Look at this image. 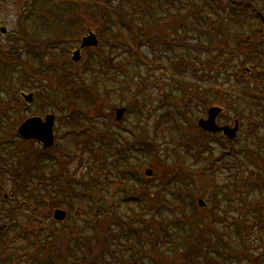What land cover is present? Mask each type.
<instances>
[{
    "label": "rangeland",
    "instance_id": "obj_1",
    "mask_svg": "<svg viewBox=\"0 0 264 264\" xmlns=\"http://www.w3.org/2000/svg\"><path fill=\"white\" fill-rule=\"evenodd\" d=\"M43 1L35 0L34 4L30 5V0H0V30L1 28L7 30L6 33L0 31V86L2 87L0 98L7 101L8 94H13L12 99L19 107L11 111L15 110L17 116L13 115V118L20 120L15 126L3 122L0 124V209H8V211L0 210V264H40L43 259V257L38 260L33 259L34 245L28 240L32 238L31 232L28 238L15 233L13 231L15 222H12L11 218L26 223L27 228L32 224L42 229L38 239L40 238L39 248L43 256V250L46 248L54 251L55 247L57 249L61 246L62 242L54 236L55 233L63 232L67 230L68 225H72V229L78 234L79 228L89 226L88 222L84 223V212L91 206V199L80 196V193L89 191L93 193L97 188H102L100 201L104 210L112 203V195L117 200L123 197L121 191L123 187L128 190L137 188L133 181H129L120 172H129L139 165L140 173L144 174L150 170L148 178L153 179L151 185H155L154 181H158L157 175L160 173L156 172L155 168L162 163L172 169L170 174L173 178L179 177L180 174L186 177L188 175L191 182H188V187L183 183L185 188L184 185L181 187L184 189H191L193 180L197 181L191 173L203 176L198 194H201L202 187L205 188L209 184L212 186L210 187L212 193L197 199V208L208 215L206 210L214 208L215 211V203L219 201L218 218L215 215L216 229L223 235L226 232L233 234L232 221H243L248 230L246 237L249 241L248 244L243 245V249L254 256L263 254L264 257L262 228L264 220L260 214L256 215L252 212L249 203L243 202V200L259 199L262 196L261 192L264 195V23L259 24L254 18L250 21L252 30L256 29L260 32L254 37L256 32L252 31V39L247 35L252 41V60L242 59L240 48L237 47L234 38L242 31L231 28L233 23L231 24L229 20L227 23L230 24V28L226 30L224 26L218 28L219 22L212 21V26L215 27L213 34L218 33L214 35L215 38L212 36L210 39L205 33L203 29L208 18L215 19L230 14L229 10H225L219 15H214L209 7L210 4L205 3L201 12L187 19V31L170 37L171 44L163 43L161 39L157 42L152 40L142 42L139 46V54L143 59L136 55L132 56L128 51L130 50L128 45H124V41H129L128 29L124 27L120 30L122 38L112 35L100 36L98 49L102 54L83 47L82 56L77 61H73L72 51L80 47L86 32L75 29L72 32L73 36L64 37L58 34L40 41L46 34L44 18H42L44 11L41 2ZM107 1L110 3L108 8L113 18L117 16V12L129 15L132 11L129 17L140 22V15L138 16V12L133 10L135 6L141 8L140 12L143 13L144 20H149L147 14L149 8L158 16L163 15L157 0ZM172 1L174 6L168 5L166 0H159L160 4L170 12L175 11L176 6L180 10H184L185 6L191 8L192 1L199 5L202 3L201 0ZM226 1L221 0L222 3ZM252 2L264 15V0H252ZM92 4L94 9L88 11L97 9V3H86L88 6ZM26 9H29V12ZM103 13L105 15V10ZM231 18H235L234 13L231 14ZM111 21L108 31L117 30V27L112 26L114 22ZM99 25L102 27V22ZM244 31L251 33L247 32L250 31L249 29ZM219 32L222 34L224 32L225 35L222 36ZM34 33L36 34L33 35ZM25 36L31 40L32 38L39 40H30L29 45L24 40ZM65 38L73 41L67 52L64 46H60ZM223 40L226 45L221 44ZM255 40L259 42L256 43ZM211 41H214L217 50H208V43ZM219 45L221 50H218ZM226 51L230 54L226 55ZM96 54H101V57ZM40 56L46 58V61L40 59ZM218 59H221L220 64L224 62L225 69L223 65H219L217 77L203 75L201 67ZM183 60L186 63H183ZM190 62L195 63L198 69L195 70ZM131 71H136V74ZM127 73H132L134 79H129ZM235 74H238L239 80H236ZM177 79L201 86L206 92L204 94L206 104L205 101H199L192 91L184 97ZM249 80L250 82L247 83ZM247 84L254 93L261 95L260 99L245 93ZM192 87L193 85L190 86ZM216 87H218L217 92ZM29 92L32 93L33 99L27 104L21 93ZM202 94H198L200 96L197 97L202 98ZM225 97L229 100H225ZM176 99L183 106L186 105L188 115L194 119L195 125L199 118L205 117L207 108L213 106L225 108L226 113L217 117L216 122L219 125L228 123L227 125L232 127L235 116L239 121L237 134L229 140L219 134L206 133L198 128L194 140L186 130L185 117L178 116L175 112ZM10 106L12 105L8 103L9 111ZM120 108H125V112L119 121H113L112 109L116 111ZM71 110L70 117L65 118ZM6 112L5 109L0 111V117H4ZM85 112L89 117L83 120ZM46 115L56 117L53 126L54 142L45 149L40 144L38 147L43 151L40 150L39 156L34 154L35 152L26 155L22 148L23 143H20L17 137H12V132L16 133L26 119L32 116L43 119ZM110 119L111 123H109ZM81 126H87L94 133L105 131L106 141L94 145L91 137L85 134L83 135L85 137L65 135L68 129ZM111 138L112 141L109 140ZM144 142L150 143L151 149ZM224 142L226 143L223 144ZM35 144L38 145L37 142ZM108 146L111 148L109 151ZM98 147L105 149L101 159H97ZM228 150L239 157L240 163L228 155ZM112 153L116 154L112 155ZM32 156H35L34 162L38 167L26 170L25 182L18 187L16 179L7 169L15 171L17 166L19 170L23 166L27 167V159H32ZM187 171L189 174L186 173ZM94 177H100L102 182L100 186H96ZM173 178L171 191L178 182L177 180L174 182ZM185 191L190 194L188 190ZM169 192L166 191V196L173 200V194ZM2 195H6L4 201ZM68 197L70 201L66 200ZM188 199L191 200V196H188ZM60 201L67 205L63 203L59 206ZM199 201L203 202L202 206L199 205ZM120 202L122 204L119 208L113 211L121 210V215L130 213L127 211V204L136 207L133 202L125 203L122 200ZM169 204L168 209L173 213L177 203L172 201ZM57 209L65 211V217L61 220L52 218ZM187 211L190 215V207H187ZM174 215L166 214L167 217ZM3 226L8 228L3 231L1 229ZM121 231L119 226L114 228V233ZM178 231V229L169 231L173 234V239L178 236ZM232 238L233 241L236 240L234 235ZM132 241L135 242L134 239ZM136 243L138 248H141V243L137 241ZM74 244L75 242L72 241L70 246L75 248ZM112 244L116 247L112 249L114 253L122 251L128 258L125 243L121 246V243L114 240ZM178 246L182 248L184 245L180 241ZM140 253H136L135 257L141 256ZM66 254V264H70L73 256ZM118 260H115V264H119ZM221 260L216 258L214 263Z\"/></svg>",
    "mask_w": 264,
    "mask_h": 264
},
{
    "label": "trees",
    "instance_id": "obj_2",
    "mask_svg": "<svg viewBox=\"0 0 264 264\" xmlns=\"http://www.w3.org/2000/svg\"><path fill=\"white\" fill-rule=\"evenodd\" d=\"M144 1L148 2L149 0ZM34 2L35 0H30V5H33ZM156 2L159 5V9L163 11V15L158 16V14L153 13L149 8L147 9L149 20H144L143 13L140 12L141 8L135 6V9L133 10L138 12V16L140 15V22H137L132 17H129V15L132 14V11L129 12V15L124 12H117V16L113 18V15H111V11L108 8L110 3L108 1L106 2V0H44L41 2V7L44 11L42 18H44L43 25L46 27V34L42 39H40V41H44V39H49L58 34H62L64 37H68V35L73 36L72 32L75 29L81 31L89 29L98 34L99 38L102 35H112L114 37L122 38L120 30L127 27L129 32V41H124V45H128L130 48L128 51L132 56L136 55V57L143 59V56L139 54V46L142 42L144 43L148 40L157 42L161 39L163 43L171 44L170 37H172L173 34L187 31V19H189V16H194L201 12L206 3V5L210 4L209 7L214 15H219L222 13L221 11L225 10H229L228 12L230 14L226 15V17L219 16L218 18L215 17V19L208 18L205 23V28L203 29L205 30V33L210 37V39H212V36L215 38L214 35L218 33L213 34V32H215V27L212 26V21L215 20L213 22H219L220 25L218 28L221 29L224 26L226 30L227 28H230V24L227 23V20H229L231 24L233 23L231 28L233 27L242 31L237 33L234 37L237 47L240 48L242 59L252 60V41H250L248 36L252 39V31L256 32L254 37H256V35L260 32L256 29L252 30V23L250 21L254 18L257 22H259V24L264 23L259 18H256V16H253V13L260 12V10L256 7L252 0H227L223 3L221 0H201V5L192 1L191 8L185 6L184 10H180L176 6L175 11L172 12L166 10L165 6L161 5L159 0ZM166 2L168 5L170 4L174 6V2L172 0H166ZM86 3H97V9L94 11H88L94 9V4L88 6ZM26 10L29 12V9ZM104 10L105 15L103 13ZM232 13L235 15V18L233 19L231 18ZM113 14H115V12H113ZM25 15L26 14H24V16ZM200 18H202V15H200ZM24 19L25 17L23 20ZM110 21L114 22L112 26L117 27V30L112 31L110 29V32L108 31V28H110ZM246 21L248 23H246ZM100 22H102V27L99 25ZM245 29H249L250 31L247 32L251 33H246V31H244ZM23 30H25V28ZM35 34L36 33L33 35ZM220 34L222 36L225 35L224 32L223 34ZM25 38L27 39V43L30 45L31 38L26 36ZM32 40L38 41L39 38H32ZM214 41L216 42V40ZM214 41L208 43V50H217L214 45ZM255 42L258 43L259 41L255 40ZM71 43H73V41H69L65 38L60 46H64V50L67 51V49L70 48ZM222 43L226 45L224 40L221 44ZM218 50H221L220 45ZM229 54V51H226V55ZM40 59L44 62L46 61V58L43 56H40ZM220 60L221 59H218L204 64L203 67H201L202 74L217 77L219 74V65H223L224 69L226 67L224 62L220 64ZM182 62L186 63L184 60ZM190 64L195 70L198 69L195 63L190 62ZM131 72H133L134 75L136 74V71ZM134 75L132 73H127V77L129 79H134ZM248 82L250 81H247V83ZM177 84L180 86L181 94L184 97L189 94V91H192V94L196 95L195 97L199 101H205L206 104L207 101L204 99V94L206 92L201 88V86L192 84L190 81L183 79H177ZM192 85L193 87L190 88ZM247 86V89L249 90L250 85L247 84ZM1 88L2 87L0 86V89ZM217 90L218 87H216L215 91L217 92ZM200 93H203L201 95L203 99L197 97L200 96L198 95ZM12 95L8 94L7 98L9 99L7 101L0 98V111L3 109L7 111L4 117H0V124L3 122L6 123V125L9 124L15 126L17 122L20 121L19 119L13 118V115H16V111L11 110L18 109L19 106L15 103L16 101L12 99ZM175 102V112L177 115L186 117V115H188L186 105L183 106L177 99ZM8 103L12 105L10 106V111ZM70 112L72 113V110ZM113 112L114 111L112 109L111 116ZM194 127H196L195 124ZM78 130H80V132H77H79L82 137H85L83 136L84 134L86 136H90L93 144L101 141L105 142L107 139L105 131H98L94 133L93 130L90 128L86 129L85 127ZM68 132V134H75L74 129H69ZM191 133H193L192 135L195 138L197 132L194 129H191ZM15 135V131L14 134L12 132V137L14 136L16 138L17 136ZM12 137H9V139H13ZM72 138L74 137L72 136ZM19 141L20 143H23L22 148L24 150L22 148L21 149L25 151L26 155L27 153L29 154V152H35L34 154L39 156V153H41L40 150L42 148L38 147L39 145H36L33 140L23 141L19 139ZM144 143L151 149L152 145L150 143ZM107 149L108 151L111 150L110 146H108ZM97 151V159H101L104 156L105 149H100L98 147ZM115 154L116 153H112V155ZM32 157V159H27V167H19L21 170L18 169V166L15 171L7 169L8 172L16 179L18 187L25 182L24 179L27 174L26 170L38 167V164L34 162L35 156ZM155 170L156 172H160L159 175H157L158 181H154L155 185H151V181H153V179L147 178L143 173H140L141 168L139 165H136L129 172H120V174L127 177L129 181H133V183L137 185V188L128 190V188L123 187L121 189L123 197L117 200L116 197L112 195V203L104 210L102 209V201H100L102 199L100 196L102 188H97L93 193L91 191L83 194L80 193V196H85L91 199V206H89V208L84 212V223L88 222L89 226H82L79 228L78 234L74 232L72 225H68L67 230H64L63 232L55 233L54 231V236H57L62 242L61 246L57 247V249L55 247L54 251H50V248H46L43 250V256L41 253L42 251L39 248L41 244L39 242L40 238L38 239L40 230H42L40 227H38V229L31 224L30 227L27 228L26 223L23 224V222H20L17 218L16 220L15 218H11V221L15 222L13 231L17 234L26 236V238H28L29 232H31L32 238L28 240H30V242L34 245V252L32 256L34 260H38L43 257L40 264H66L67 254L65 255V253H69L73 256V259L70 260V264H115V260L118 259L119 264H225L226 262V264H264L263 254L254 256L249 251H245L243 249V245L249 243L248 237H246L248 230L243 221H234V224H232L233 234H227L226 232V234L223 235L216 229V221L218 218L217 208L220 209L218 200V203H215V211L214 208L213 210H206V212L208 211V215H206L203 210L197 208L196 200L204 195L212 193V189H210L212 186L209 184V186H206L205 188L202 187V189H200L201 194H198V189L202 186L201 179L204 178L203 176L191 173V175L196 177L197 181L194 182L193 180V187L191 189H184L185 185L183 183H185L188 187V182H191L188 175L186 177L184 174H180L179 177L173 178V175L170 174L172 169L165 166L164 163L157 166ZM182 171L185 172L184 170ZM186 173L189 174L188 171ZM172 178L174 182L176 180L178 181L175 183V189L173 191H171V186L173 184ZM93 181L97 187L102 184L100 177H94ZM182 185H184V188L181 187ZM185 190H188L190 194H187ZM166 191H170L169 193L173 194V200H171V198L168 199ZM261 195L262 196L259 199L252 201L243 200V202L246 204L249 203V207H252V212L256 215L260 214L264 220V195L262 192ZM188 196H191V200L188 199ZM66 200L70 201V198L68 197ZM121 200L125 203L133 202L136 207L133 204H127V211L130 213H124L125 215H121V210L113 211V209H118L119 205L122 204L120 202ZM172 201L176 202L177 205L175 211L170 213L172 210L168 209V207L170 206L169 203ZM63 203L67 205V203L60 201L59 206H62ZM187 207H190V215L188 214ZM0 210L8 211L7 208ZM166 214L175 215L167 217ZM207 217L212 219H206ZM257 220L259 219L257 218ZM116 225L121 228V233H114V228L117 227ZM7 228L8 227L3 226L1 229L4 231ZM262 228L264 229V223ZM172 229L179 230L176 239H173V234L169 232ZM233 235L236 238L235 241H233ZM112 239L121 243V246L123 243L126 244L127 247H125V251L128 253V258H126L122 251L119 253L113 252L112 249H116V247L113 246L112 243H114V240ZM132 239H134L135 242H133ZM72 241L75 242V248L70 246ZM136 241L141 243V248H138ZM180 241L185 247L183 246L180 248L178 246ZM65 243H67V246H65ZM49 247H51V245H49ZM120 248L121 247H119V250ZM139 252H141V256L139 255L138 257H135V254H138ZM216 258H220L222 260L214 263ZM228 259H230L229 262ZM3 262L5 263V260Z\"/></svg>",
    "mask_w": 264,
    "mask_h": 264
},
{
    "label": "water",
    "instance_id": "obj_3",
    "mask_svg": "<svg viewBox=\"0 0 264 264\" xmlns=\"http://www.w3.org/2000/svg\"><path fill=\"white\" fill-rule=\"evenodd\" d=\"M4 31V30H3ZM98 40L92 32L88 36L84 37L80 49L86 46H96ZM80 58V50L77 49L72 54V60L77 61ZM24 100L27 103L32 101V93L22 94ZM125 108H120L116 110V120H120ZM220 112V108L211 107L208 110L206 119H199L198 125L201 129L209 132H219L222 131L228 138H233L235 136L236 130L238 128V123L236 122L234 127L229 126H218L216 124V117ZM54 115H46L44 119L38 117H30L26 119L17 129V134L25 140L33 139L43 144V148H47L53 144V126H54ZM150 170L145 172L146 175H150ZM199 205H203V202L199 201ZM65 217V211L55 210L53 213V218L55 220H61Z\"/></svg>",
    "mask_w": 264,
    "mask_h": 264
},
{
    "label": "flooded vegetation",
    "instance_id": "obj_4",
    "mask_svg": "<svg viewBox=\"0 0 264 264\" xmlns=\"http://www.w3.org/2000/svg\"><path fill=\"white\" fill-rule=\"evenodd\" d=\"M250 96V95H249ZM252 97L253 98H256V99H260L261 98V95H258V94H256V93H254L253 91H252ZM220 100H222V99H220ZM225 100H229L228 98H226L225 97ZM223 101V100H222ZM220 102V101H219ZM226 113V109L225 108H223V110H222V112L217 116V117H219V116H223L224 114ZM234 118H233V122H234V120H236V117L235 116H233ZM109 123H111V120H110V122ZM228 124V123H227ZM227 124H225V125H227ZM234 125V124H233ZM217 134H219V135H221V136H223V138H225V139H229L227 136H225L224 135V133L223 132H217ZM237 134V133H236ZM230 140V139H229ZM224 141V140H223ZM226 142H224L223 144H225ZM231 150H228L227 151V153H228V155L230 156V157H232L233 159H236V161L238 162V163H240V159H239V157H237V156H235V153L234 152H232ZM210 160V159H209ZM235 220H233V222H234Z\"/></svg>",
    "mask_w": 264,
    "mask_h": 264
}]
</instances>
